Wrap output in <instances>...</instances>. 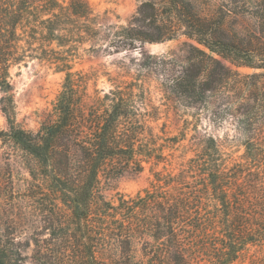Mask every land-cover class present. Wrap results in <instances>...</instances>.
<instances>
[{
	"label": "trees",
	"instance_id": "16d2710c",
	"mask_svg": "<svg viewBox=\"0 0 264 264\" xmlns=\"http://www.w3.org/2000/svg\"><path fill=\"white\" fill-rule=\"evenodd\" d=\"M182 36L183 58L149 54L138 65L182 61L165 92L196 105L230 79L226 62L264 68V0H215L209 11L200 0H140L121 25L101 22L88 0H0L2 134L35 159L31 175L59 210L44 217L48 236L33 239L32 264H234L252 248L249 264H264V140L248 136L238 159L206 136L193 156L177 160L155 142L151 98L120 80L88 101L87 81L68 59L85 43L120 52ZM35 59L65 73L36 131L17 122L11 80L14 66ZM257 99L264 110V90ZM145 163L153 174L145 188L108 194L112 182ZM25 249L0 233V264H24Z\"/></svg>",
	"mask_w": 264,
	"mask_h": 264
},
{
	"label": "rangeland",
	"instance_id": "374dc122",
	"mask_svg": "<svg viewBox=\"0 0 264 264\" xmlns=\"http://www.w3.org/2000/svg\"><path fill=\"white\" fill-rule=\"evenodd\" d=\"M99 20L108 24H126L136 11L140 0H88ZM215 0H200L205 11L213 10ZM247 20L244 24H247ZM230 26L234 21L230 19ZM185 36L175 40L146 43L138 49L120 52L93 50L85 43L69 55L72 70L76 78L87 81L84 94L88 101L109 91L116 82L125 80V84L136 88L151 98L158 118L152 122L155 132L165 153L173 154L178 160L180 155H194L193 147L206 136H214L227 153L241 159L248 136L264 140V110L257 99L264 88V68L246 65L231 67L230 79L224 81L208 97L207 101L188 105L184 100L174 99L165 92L169 83V73L176 71L180 60H167L157 69H140L138 63L149 54L165 56L166 59L177 55L183 58L187 48ZM106 47V46H105ZM12 83L15 88L17 122L24 128L38 130L53 107L54 101L65 78L63 71L55 64L43 60H31L11 69ZM256 74L254 77L247 75ZM0 91V233L20 239L26 259L24 264L33 263L34 241L43 230V219L54 207L53 200L44 198L38 180L31 175L36 165L35 159L2 134L8 128L7 119L1 109ZM245 111L246 114H243ZM137 172L130 169L110 184V196L117 192L135 194L145 188L153 178L151 166L144 164ZM157 170L164 163L155 165ZM60 203L58 207H60ZM61 208V207H60ZM58 209H56L57 211ZM64 212L66 209L61 208ZM59 211V210H58ZM60 211V212H62ZM29 241V243L27 242ZM256 252L250 249L246 255L234 264H249ZM138 257V256H137ZM139 258V257H138Z\"/></svg>",
	"mask_w": 264,
	"mask_h": 264
}]
</instances>
